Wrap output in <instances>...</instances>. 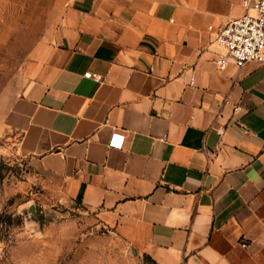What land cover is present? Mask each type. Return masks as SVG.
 Wrapping results in <instances>:
<instances>
[{"label":"crops","instance_id":"0c3cea01","mask_svg":"<svg viewBox=\"0 0 264 264\" xmlns=\"http://www.w3.org/2000/svg\"><path fill=\"white\" fill-rule=\"evenodd\" d=\"M242 2L67 0L3 116L139 258L264 264V64H216Z\"/></svg>","mask_w":264,"mask_h":264},{"label":"rangeland","instance_id":"374dc122","mask_svg":"<svg viewBox=\"0 0 264 264\" xmlns=\"http://www.w3.org/2000/svg\"><path fill=\"white\" fill-rule=\"evenodd\" d=\"M66 1H0V264H151L102 226L96 212L65 200L2 125L33 47Z\"/></svg>","mask_w":264,"mask_h":264},{"label":"built area","instance_id":"2783aa9c","mask_svg":"<svg viewBox=\"0 0 264 264\" xmlns=\"http://www.w3.org/2000/svg\"><path fill=\"white\" fill-rule=\"evenodd\" d=\"M242 4L246 13L230 20L215 34L220 50L216 59L219 69L231 63L238 68L264 64V0H243ZM209 29L213 30V27ZM96 79L100 81V78ZM195 83L193 76L189 85L194 86Z\"/></svg>","mask_w":264,"mask_h":264},{"label":"trees","instance_id":"16d2710c","mask_svg":"<svg viewBox=\"0 0 264 264\" xmlns=\"http://www.w3.org/2000/svg\"><path fill=\"white\" fill-rule=\"evenodd\" d=\"M151 264H157L155 261H153L152 259L150 258H146Z\"/></svg>","mask_w":264,"mask_h":264}]
</instances>
